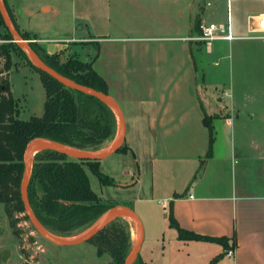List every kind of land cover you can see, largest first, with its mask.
Returning <instances> with one entry per match:
<instances>
[{"label":"crops","instance_id":"crops-1","mask_svg":"<svg viewBox=\"0 0 264 264\" xmlns=\"http://www.w3.org/2000/svg\"><path fill=\"white\" fill-rule=\"evenodd\" d=\"M4 2L20 31L37 34L41 47L49 54L60 53L62 60L78 53L82 41L89 39L100 46L93 67L122 109L128 146L126 152H118L120 179L113 176L120 197L107 201L131 208L140 218L141 260L145 264H210L223 254L217 264H264V156L255 144L240 140L235 129L240 115L236 98L220 103L215 99L222 96L209 93L224 84L219 80L224 71L213 69L200 80L192 48L194 42H204L193 40L197 34L187 33L192 32L193 23L182 20L183 10H192L196 0H70L73 21L67 38L58 36L51 26L63 15L60 5L42 0ZM125 2L140 10H162L156 24L145 22L142 30L172 26L176 34L165 37L169 39L165 42L156 41L153 51L143 49L144 44L138 51L125 48L120 38L102 39L94 33V20L78 21L99 5L110 8ZM177 9L178 14L170 11ZM235 36L231 41L242 40L241 35ZM143 38L140 41L149 42L162 37ZM206 53L213 55L214 48L208 47ZM130 74L135 80L129 79ZM243 101L246 104L247 99ZM206 113L213 116L215 139L213 154L200 169L210 139ZM171 210L181 228L224 237L225 242L181 239L170 222ZM232 248L235 253L228 256L226 251Z\"/></svg>","mask_w":264,"mask_h":264},{"label":"trees","instance_id":"trees-1","mask_svg":"<svg viewBox=\"0 0 264 264\" xmlns=\"http://www.w3.org/2000/svg\"><path fill=\"white\" fill-rule=\"evenodd\" d=\"M7 10L14 19L9 8ZM200 21L201 19L196 21V34L200 33ZM0 24L5 27V32L1 30L4 36L15 40L1 13ZM20 32L54 71L80 85L109 94L107 81L93 67L99 56L97 43V52L88 62L77 56H68L66 60H62L60 53L49 54L41 47L37 34ZM12 49L24 55L29 66L40 74L46 93L42 115H33L28 119L19 117L18 101L10 84ZM0 55L6 59L5 70L8 72L0 75V203L4 204L10 225L19 235L18 223L21 217L18 214L26 213L22 181L27 145L34 139H45L73 149L95 152L116 134L117 117L107 102L70 88L38 68L18 42L1 45ZM212 120L213 116L206 113L204 123L209 129L210 139L208 152L201 160L200 169L213 154L215 138ZM127 150L128 146L124 143L117 152ZM86 165L96 173L103 185L116 184L113 177L102 172L99 160L74 159L51 149L40 150L33 157L28 187L30 204L43 226L57 236H70L76 230L87 229L114 206L92 189ZM26 216L28 217L27 214ZM170 222L178 229L181 239L225 242L224 237L201 235L181 228L172 210ZM90 241L95 243L99 256L109 254L114 264H124L134 246L131 222L125 217H119ZM222 257L223 254L216 256L210 264H217ZM134 264L145 263L138 255Z\"/></svg>","mask_w":264,"mask_h":264},{"label":"rangeland","instance_id":"rangeland-1","mask_svg":"<svg viewBox=\"0 0 264 264\" xmlns=\"http://www.w3.org/2000/svg\"><path fill=\"white\" fill-rule=\"evenodd\" d=\"M42 1L60 5L63 9V15L52 21L51 26L57 30L58 36L69 37L71 34H69L68 29L71 21H73V8L69 3L70 0ZM208 2L211 5L208 6ZM128 4L127 2L124 5L115 4L110 8H106V6L103 8L102 5H99L97 8L95 7L86 11L85 20L78 21L80 24H84L94 20V33L101 35L102 39L109 37L120 38L122 40L120 42L125 44V48H135L138 51H140V44H144L143 49L153 51L157 49L153 48L154 44H158L156 41L165 42L169 40L164 39L165 37L176 34L172 26L166 30H159L156 27V30L153 27L150 31L142 30V25L145 26V22L149 21L151 24H156L159 20V17L157 18L158 13L162 10L154 8L145 11ZM263 9L264 0H231L230 11L233 22V33L235 35H254L256 37L244 38L237 42L225 40H214L208 44L194 42L192 48L199 67L200 80H203L205 72L208 73L206 74L208 76L213 69L224 71L222 78H219L224 84L219 85L218 90L216 88L209 89V93L211 91L215 96H222L224 99H220L221 97L215 99L220 103L229 102L236 98L239 103L237 108L240 115L235 118V129L238 132L240 131V140L247 145L253 146L255 144L262 156H264V39L259 38L262 34L249 33L247 25L248 16L250 14H257ZM170 11L171 13L175 11L178 14L179 9ZM183 12V16L186 19L183 17L182 20L187 21L188 24L193 23L192 32L189 31L187 33L195 35L197 19L203 18L208 22L227 24L229 14L228 0H196L192 10L187 9L183 10ZM100 17L101 19L98 20ZM0 30L5 32V27L2 24H0ZM148 36L155 38L160 36L162 38L149 40V42L148 40L140 41V38L146 39L143 37ZM122 37H125L126 40H123ZM105 41L110 42V39ZM80 44L81 46L78 47L80 51L78 53H70L69 56H77L86 62L90 61L97 52L96 42L88 39L80 42ZM211 46L214 48V54L209 56L206 51ZM20 47L23 48L22 46ZM23 49L31 62H33L25 48ZM11 52L13 66L12 70H10V80L14 97L18 101L19 117L28 119L33 115H42L46 93L40 74L34 68L28 66V59L20 54L18 50L12 49ZM98 53V57H100L99 45ZM105 58V49L102 48L100 60L103 62ZM129 79L135 80L131 74ZM243 99H247L246 104ZM116 117V134L114 137L107 139L101 145V148L95 152L102 153L113 145L120 130L117 113ZM119 157L120 155L117 152L102 159L100 161L102 172L110 177L114 176L120 179L122 168L120 161H118ZM85 169L90 178L92 189L102 199L108 200L113 196V199L116 201L120 197L118 195L120 191L116 184L103 185L90 167L86 165ZM18 216L21 217L18 223L19 235L15 233L10 225V219L5 211L4 204L0 203V264H114L109 254H104L103 256L97 254V247L93 241L73 245H58L40 235L25 212L18 214ZM125 218L131 222L132 238L135 246L139 237L137 225L132 218ZM100 219L85 230H76L70 236H58L63 239L77 238L90 230ZM5 251H8V256L6 260H3L2 255Z\"/></svg>","mask_w":264,"mask_h":264},{"label":"water","instance_id":"water-1","mask_svg":"<svg viewBox=\"0 0 264 264\" xmlns=\"http://www.w3.org/2000/svg\"><path fill=\"white\" fill-rule=\"evenodd\" d=\"M4 0H0V13L3 17L6 27L8 28L9 32L15 38V41L20 44L25 50L28 52L29 56L31 57L34 64L40 68L41 70L47 72L57 80H59L64 85L79 90L85 94L92 95L102 99L103 101L107 102L111 105V107L116 111L119 122H120V130L119 133L113 143V145L106 151L102 153L92 152V151H82L73 149L70 147L63 146L61 144L55 143L53 141L45 140V139H34L32 140L26 148L25 153V171L22 181V196L24 201V206L26 210V214L28 215L30 222L37 230V232L42 235L48 241L56 243L58 245H73L79 244L82 242L90 241L96 234H98L101 230H103L106 226H108L112 221L119 217H130L132 218L138 228V240L135 246L133 247L132 251L128 255L124 264H134L136 259L138 258L140 248L142 245V241L144 239L143 233V226L140 218L138 215L128 207L118 206L113 207L106 212V214L100 219V221L94 225L90 230L82 234L81 236L73 239H63L59 236L51 233L43 224L38 220L36 217L29 199L28 187L30 184V176H31V168L33 163L34 155L43 149H51L57 152L63 153L70 158L79 159V160H99L109 157L113 153L117 152L118 149L123 145L125 140V121H124V114L119 103L107 93L102 91L80 85L73 80L57 73L52 68H50L47 63L39 56V54L32 48L30 45V41L23 38L20 30L16 26L15 22L11 18L7 8L5 7ZM8 256V251H5L2 255V259L6 260Z\"/></svg>","mask_w":264,"mask_h":264},{"label":"built area","instance_id":"built-area-1","mask_svg":"<svg viewBox=\"0 0 264 264\" xmlns=\"http://www.w3.org/2000/svg\"><path fill=\"white\" fill-rule=\"evenodd\" d=\"M230 4L231 0H228L229 5V14H228V22L225 23H216V22H208L205 19H201L199 23V29L200 33L196 36L192 37L193 40L196 41H202L204 43H211L214 40H228L231 41L237 36L233 33V22L231 17V11H230ZM207 5H211L210 2L207 3ZM248 32L255 34L259 33L262 34L259 36V38L264 39V9L260 11L257 14H250L248 16ZM1 31V30H0ZM256 36L252 35H245V36H238V38H255ZM15 40L10 39L6 36H4V33L0 32V46L13 42ZM5 62L6 59L4 56L0 55V75L8 74V72L5 70ZM217 64V62H216ZM235 253V250L229 249L226 251V254L228 256H233Z\"/></svg>","mask_w":264,"mask_h":264}]
</instances>
